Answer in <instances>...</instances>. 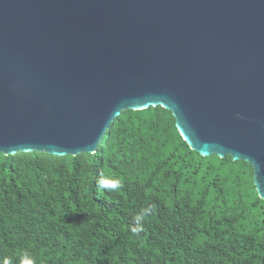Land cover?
I'll use <instances>...</instances> for the list:
<instances>
[{"label": "water", "instance_id": "1", "mask_svg": "<svg viewBox=\"0 0 264 264\" xmlns=\"http://www.w3.org/2000/svg\"><path fill=\"white\" fill-rule=\"evenodd\" d=\"M157 106L264 201V0H0L1 154H93Z\"/></svg>", "mask_w": 264, "mask_h": 264}, {"label": "trees", "instance_id": "2", "mask_svg": "<svg viewBox=\"0 0 264 264\" xmlns=\"http://www.w3.org/2000/svg\"><path fill=\"white\" fill-rule=\"evenodd\" d=\"M25 252L34 264H264V201L250 164L200 156L160 106L127 110L93 154L0 153V262Z\"/></svg>", "mask_w": 264, "mask_h": 264}, {"label": "clouds", "instance_id": "3", "mask_svg": "<svg viewBox=\"0 0 264 264\" xmlns=\"http://www.w3.org/2000/svg\"><path fill=\"white\" fill-rule=\"evenodd\" d=\"M98 186L101 189H109V190H117L121 187V181L119 179H106L102 178L98 182ZM144 220V214H138L134 217L135 227H133L131 230L133 233L143 231V225L142 222ZM0 264H13V261L10 258H4ZM21 264H34L33 259L28 255L27 252L24 253L23 258L21 260Z\"/></svg>", "mask_w": 264, "mask_h": 264}]
</instances>
